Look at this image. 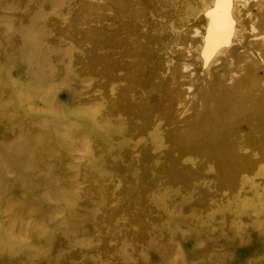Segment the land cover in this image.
Masks as SVG:
<instances>
[{
	"label": "rangeland",
	"instance_id": "1",
	"mask_svg": "<svg viewBox=\"0 0 264 264\" xmlns=\"http://www.w3.org/2000/svg\"><path fill=\"white\" fill-rule=\"evenodd\" d=\"M0 264H264V0H0Z\"/></svg>",
	"mask_w": 264,
	"mask_h": 264
},
{
	"label": "bare ground",
	"instance_id": "2",
	"mask_svg": "<svg viewBox=\"0 0 264 264\" xmlns=\"http://www.w3.org/2000/svg\"><path fill=\"white\" fill-rule=\"evenodd\" d=\"M219 3H220V2H219ZM222 3H223V1H222ZM226 3H227V2H225V4H226ZM225 4H224V6H226ZM227 4H229V2H228ZM228 6H229V5H228ZM215 8H216V7H215ZM222 10H223V8H222ZM214 13H215V12H214ZM212 14H213V13H212ZM224 15H225V14H224ZM212 16H213V15H212ZM216 16H217V15H216ZM221 17H222V16H221ZM221 17H220V18H221ZM223 17H224V16H223ZM223 17H222V18H223ZM213 18H214V17H213ZM215 18H216V17H215ZM224 19H226V17H224ZM213 20H216V19H213ZM223 21H225V20H222L221 22H223ZM226 34H228V32H225L223 36L225 37ZM228 35H229V34H228ZM223 36H222L221 39H223ZM226 37H227V36H226ZM219 40H220V39H219ZM223 40H225V39H223ZM223 40H220V41H223ZM220 41H218V42H220ZM209 42H210V41H209ZM217 44H220V43L215 42V40H214L213 42L211 41L210 45L208 46L209 51H211L212 48L216 47ZM221 44H222V43H221ZM206 49H207V48H206ZM208 49L205 50V51L208 52Z\"/></svg>",
	"mask_w": 264,
	"mask_h": 264
}]
</instances>
